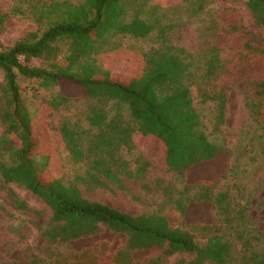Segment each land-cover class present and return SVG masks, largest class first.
<instances>
[{
	"label": "trees",
	"instance_id": "trees-1",
	"mask_svg": "<svg viewBox=\"0 0 264 264\" xmlns=\"http://www.w3.org/2000/svg\"><path fill=\"white\" fill-rule=\"evenodd\" d=\"M126 1L15 0L9 9H0V33L4 22L14 16L38 25L0 50V189L22 211L31 209L10 183L23 185L42 198L51 214L40 234L50 244L94 234L104 224L126 235L121 252L128 255L157 247L165 256L194 254L176 264H264V251L254 247L259 235L240 234L235 243L222 234H210L200 245L189 229L170 226L157 211L131 215L81 193L80 183L88 189L114 186L125 190L127 180L142 181L147 170L156 167L180 178V190L166 184L163 191L166 202L180 211L184 222L188 223L187 212L196 206L214 209L223 215L225 224L243 218L245 205L234 203L227 190L215 191L231 173L227 160L232 150L204 133L191 86L196 87L201 104L215 103L212 130L218 131L226 106L222 74L253 60L260 70L245 96L256 125L249 138L264 142V39L254 34L247 37L248 32L235 27L241 41L229 56L213 43L191 53L169 41L171 24L161 25L156 32L158 45L133 50L140 66L118 69L109 64L107 55L118 50L127 55L132 47L109 41L110 37L141 38L154 30L141 17L124 19ZM245 4L264 29V0H245ZM62 47L67 49L63 55ZM32 60L39 63L32 64ZM32 99L37 101L32 103ZM74 102L80 107L72 114L69 106ZM109 104L115 105L114 111ZM42 107L67 110L57 131L66 154L83 166L74 179L50 173L47 161L39 168L33 160L36 154L46 159L55 155L47 143L46 122L38 118ZM125 107L128 118L122 112ZM198 167L208 172L215 168V173L205 181L191 177ZM202 222L189 228L210 231L211 216L205 215ZM29 264L50 263L34 257Z\"/></svg>",
	"mask_w": 264,
	"mask_h": 264
},
{
	"label": "rangeland",
	"instance_id": "rangeland-1",
	"mask_svg": "<svg viewBox=\"0 0 264 264\" xmlns=\"http://www.w3.org/2000/svg\"><path fill=\"white\" fill-rule=\"evenodd\" d=\"M14 3L15 0H0V9H9ZM123 16L125 20H130L134 16L141 17L153 24L154 30L141 38L129 35L110 37L109 41H120L123 46L132 47L131 53L127 55L122 54L121 50L107 55L109 64L118 69L140 66V60L134 51H144L158 45L156 32L157 27L161 25L171 24L172 27L167 32L169 41L191 53L197 52L204 44L213 43L222 48L224 56H229L239 47L241 41L240 32L238 29L235 30V27L248 32L247 37L254 34L264 39V29L256 24L245 0H127ZM37 29L38 25L28 18L19 16L8 18L0 33V50ZM66 52L67 49L62 47V55ZM31 63L38 64L39 61L32 60ZM228 67L231 68L232 65L229 64ZM259 70V63L253 60L244 66H234L222 74L226 106L224 120L215 132L212 130L216 120L215 103L201 104L196 87L191 86L194 106L204 121V133L214 142L224 144L232 150L227 160L232 168L231 173L219 182L215 191L227 190L234 203L245 205L244 217L239 221L233 220L232 223L225 224L223 215L205 205L206 207L196 206L190 209L187 212L188 223L184 222L180 211L173 204L166 202L167 195L163 191L166 184L180 190L182 188L180 178L171 171L156 167L147 170L143 182L127 180L125 190L114 186L110 189H88L84 183H80L79 188L83 196L131 215L157 211L166 217L170 226L189 229L200 245L205 243L210 234H222L224 238L235 243L239 242L240 234L246 237L250 234L259 235L257 241L253 240L254 247L263 252L264 142L258 139L251 141L249 138L256 125H253L251 112L245 106L250 80L258 75ZM2 78L3 74L0 71V81ZM34 101L35 99H32V103ZM79 104L74 102L69 106L72 114L78 112ZM107 107L111 111L115 110L114 104ZM122 112L128 118L129 111L126 107ZM66 113L67 110L63 107L49 111L47 107H42L38 118L41 123L46 122L47 143L55 155L46 159L36 154L33 160L39 168H44L47 161L50 173L57 176L64 173L67 179H74L75 175L83 170V166L66 154L57 131V126ZM123 153L128 158L132 157L130 153L125 151ZM214 171L215 168L208 172L198 167L190 176L205 181L211 177V173H215ZM142 183H145L147 188ZM9 186L31 210L16 209L0 189V263L13 261L16 264H29L30 259L37 257L50 264H176L180 259L189 260L194 256L190 252H177L165 256L157 247L134 250L128 255L121 252L126 243V235L113 232L104 224H101L94 234L64 242L47 243L40 232L51 214L50 207L25 186L16 183H10ZM205 215L211 216L210 231L200 232L199 229L189 228L203 223Z\"/></svg>",
	"mask_w": 264,
	"mask_h": 264
}]
</instances>
